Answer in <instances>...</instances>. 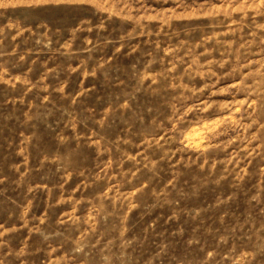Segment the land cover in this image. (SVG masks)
Returning <instances> with one entry per match:
<instances>
[{
	"label": "rangeland",
	"instance_id": "374dc122",
	"mask_svg": "<svg viewBox=\"0 0 264 264\" xmlns=\"http://www.w3.org/2000/svg\"><path fill=\"white\" fill-rule=\"evenodd\" d=\"M0 264H264V0H0Z\"/></svg>",
	"mask_w": 264,
	"mask_h": 264
}]
</instances>
